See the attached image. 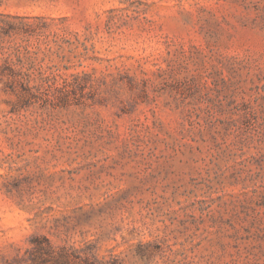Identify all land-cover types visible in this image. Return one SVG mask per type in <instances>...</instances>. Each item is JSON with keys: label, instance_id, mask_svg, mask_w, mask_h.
I'll return each mask as SVG.
<instances>
[{"label": "rangeland", "instance_id": "1", "mask_svg": "<svg viewBox=\"0 0 264 264\" xmlns=\"http://www.w3.org/2000/svg\"><path fill=\"white\" fill-rule=\"evenodd\" d=\"M0 264H264V0H0Z\"/></svg>", "mask_w": 264, "mask_h": 264}]
</instances>
